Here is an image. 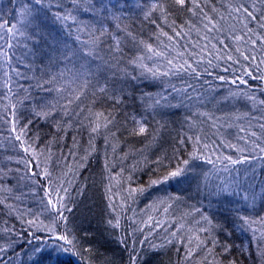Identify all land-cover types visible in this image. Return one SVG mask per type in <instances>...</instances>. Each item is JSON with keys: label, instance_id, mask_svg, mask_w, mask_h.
<instances>
[{"label": "trees", "instance_id": "obj_1", "mask_svg": "<svg viewBox=\"0 0 264 264\" xmlns=\"http://www.w3.org/2000/svg\"><path fill=\"white\" fill-rule=\"evenodd\" d=\"M198 2L203 12L189 11L193 0H186L183 8L175 0H103L109 7L101 14L93 10L100 0H43V10L34 6V18L24 22L23 35H15L10 50L8 36L0 31V50L8 52L7 56L0 55V248L6 249L0 254L3 264H30L27 221L37 217L46 227L55 228V234L64 233L75 242L69 251L59 254L57 264H129L130 254L139 255L138 264H264L260 255L264 251V223L260 222L264 201L257 197L254 203L235 204L234 208L241 209L239 215L256 221L238 226L235 211L224 213L225 208L233 206L210 195L223 181H246L253 171V184L259 193L258 186L264 183V160L253 162L245 173V164L231 166L234 170L225 172L219 162L214 170L201 157L190 160L185 176L164 180L169 171L189 159L197 136L203 142H215L217 155L234 159L240 153L230 145L245 147L241 137L249 141L248 147L256 138L249 133L264 138L260 128L264 124V79L254 78L264 72V64L257 67L261 52L258 48L246 51L257 57L255 62H249L236 51L237 47L245 51L244 45L231 39L228 47L218 42L243 29L239 19L234 18L237 14L230 15L229 8L241 0ZM24 3L25 0H0V23L20 27ZM153 4L157 5L155 9ZM204 13L220 32L207 33ZM57 14H70L75 22L57 19ZM101 23L106 30L100 45L103 50L99 52L104 64L97 72L99 60L91 63V86L74 99L84 80L75 72L84 61L74 60V68L55 50L56 44L60 42L61 51L64 44L79 48V41L87 40L88 32ZM250 26L257 27L255 23ZM205 34L217 39L209 43L202 39ZM113 37L120 42L115 57L107 54V49L116 45ZM206 44L207 50L201 55ZM148 45L162 55L149 52ZM228 55L238 62L227 60ZM169 59L177 64L185 59L200 62V77L185 72L153 77L147 71L148 67L167 70ZM245 71L253 76L244 75ZM220 76L226 77V82ZM238 77L247 83L233 84L231 81ZM97 81L107 88L106 92L98 91ZM42 84L43 89L38 87ZM57 87L63 91L57 93ZM161 96L166 99L156 105L155 100ZM12 104L17 107L13 109ZM44 110L51 115H35ZM98 113L111 119L107 127L103 117L97 121ZM134 117L142 121L144 133L139 132L140 124ZM29 120L32 123L22 138L26 145H22L15 137ZM97 122L100 127L93 132ZM27 145L33 147L25 152ZM211 158L215 160L216 156ZM152 180L160 183L151 184ZM130 189L137 191L130 195ZM46 190L51 191L53 201L63 198L66 220L56 218L47 204ZM110 203L113 207H109ZM202 215L217 225L209 233L199 231L200 227H208ZM117 218L119 227L110 226L108 221L115 223ZM55 234L38 233L49 248L56 242ZM213 240L217 241L215 247ZM189 251L191 256L187 255ZM55 256V252L45 256V264Z\"/></svg>", "mask_w": 264, "mask_h": 264}, {"label": "snow or ice", "instance_id": "obj_2", "mask_svg": "<svg viewBox=\"0 0 264 264\" xmlns=\"http://www.w3.org/2000/svg\"><path fill=\"white\" fill-rule=\"evenodd\" d=\"M175 3L182 8L186 4V0H175ZM34 6H40L39 10H43V0H25V3L23 7L20 10V16H21V26L18 27L17 24H12L9 26L7 23H0V31H3L5 35L8 36V48L9 50L13 47L11 40L15 37L17 33H20L23 35V32L21 31V28L24 26V22H31V18L33 17V8ZM108 5L103 3V0H100L99 4L93 5V10L97 11L98 13H104L108 10ZM157 7L156 4H153L152 8L155 9ZM230 8V15L231 13H236L237 16L234 18H238L240 23L243 25V29L239 31V34H237L235 31H233L232 35L225 39H220L218 42L221 45H224L225 47H228V39H231L236 44L244 45L245 51H241L240 47L236 48V51L240 53V56L243 57L245 61L249 62H255L257 60V57L255 55L246 54V51H255L257 48L261 52V56L259 58V63L257 64V67H259V64H264V0H250V2H247V0H241V2L235 6H229ZM193 9H200L201 12H203V8H201L198 0H193V8L189 9V11H193ZM213 11H216L213 9ZM195 15L196 13L193 12ZM147 15V14H146ZM57 19L67 21L71 19L73 22H75V17L71 16L70 14L67 16H60L57 14ZM203 19L206 21L204 24V28L207 30V33H214V32H220L221 29L217 27V24L213 23V19L208 17L207 13H204ZM253 23L256 24V28L251 27ZM210 26V27H209ZM87 27V26H85ZM81 31L80 28L77 29V32L79 33ZM98 33V34H97ZM106 34V30L103 27V24L101 23L98 28H95L93 31L88 32V39L87 40H80L79 44L80 47L76 48H69L67 44H64L63 50L61 51L59 48V43L57 42L55 50L60 53L61 56H63V59L67 63H73L75 61H84V63L80 64L79 68L76 69L75 76L79 78L81 75L84 76L83 83L81 84L80 88L77 91V95L74 97V99H79L80 92L83 91L84 88L91 86L89 81V76L94 75L93 70L91 68V63L96 62V60H99V63H97L96 71L99 72L101 69V66L104 64V57L99 55V52L103 49L100 48V45L103 43V37ZM177 35H180V32L176 33ZM164 35H167L164 33ZM3 37H0L2 39ZM169 40L172 39L171 36L168 37ZM79 40V36L77 37ZM113 39H116V45L115 47L110 46L107 49V54L112 55L115 57L119 54L120 50V42L119 39L116 37H113ZM202 39L207 40L209 43H211L212 40L217 39V37L212 36L209 37L207 34H205ZM195 47V45H194ZM208 45H204L201 55L203 51L207 50ZM86 49V51H84ZM212 49H216V44H212ZM147 50L151 53H153L155 56L162 55L161 52H158L152 48L151 45L147 46ZM0 55L7 56L8 52L0 50ZM217 58H221L220 56H217ZM51 59V58H50ZM141 57H138L137 60H141ZM227 60L238 62L236 58H234L232 55L227 56ZM198 63H190L189 60L185 59L183 63L177 64L174 63L173 59L167 60V64L170 66L167 70L160 72L158 68L156 67H148L147 71L152 74L153 77H156L158 75L162 76H169V75H176L180 72L188 73L189 75H193L196 78H199L201 73L198 68ZM209 65H211L212 61H208ZM143 67V65H141ZM73 67L75 68V64L73 63ZM67 70V69H66ZM71 71V70H68ZM227 71V69H225ZM210 74V73H209ZM63 75V73H61ZM244 75L247 76H253L252 72L245 71ZM258 79H264V72L261 73L259 77H254ZM219 79L221 81L226 82V77L220 76ZM233 84H236L237 82L239 84H246L247 80H245L243 77H238L231 81ZM50 83V81H46L45 84ZM45 84L38 85V87H41L42 89L45 87ZM95 87L98 89L99 92L104 93L107 91V88L102 86L99 81H97V84ZM189 88H191V85H188ZM57 93H60L63 91L62 88H55L54 89ZM173 91H178L177 89L173 88ZM185 95L187 96V90H184ZM239 93H233V95H238ZM247 95V93H244ZM161 99H166V97L161 96L160 99L155 100V104L159 105L161 102ZM188 99H191L189 96ZM249 99H253V97L249 96ZM73 101L70 99L68 101L69 104H71ZM119 102V101H117ZM261 103H264V101H261ZM17 107L16 104H12V108L15 109ZM54 107V106H53ZM65 112L67 113V106H65ZM36 116H43L44 118H47L51 115V113L47 110L36 112ZM13 116L15 117L16 114L13 112ZM103 117L105 120L104 126L107 127L108 123H111V119L109 117L104 116L103 113L96 114V119L99 121V119ZM134 121L137 124H140L139 132L144 133L145 127L142 123V121L135 120V117L133 118ZM32 123L31 120L28 121L27 124L24 125L23 128L20 129L19 133L16 135V140L20 141L22 145H26V141L22 139L27 135L26 129L28 126ZM100 127V124L97 122L95 127H92L93 132H97ZM260 128L262 132H264V124L260 125ZM13 130H15V124L13 125ZM241 131H244L243 128H241ZM250 137H256L255 140L251 141V146L248 147L249 141L245 139L244 137H241L242 140H244L245 147H239L237 145H230V147L234 148L237 152L240 153V156L238 159H234L232 156H223L217 155L213 145L215 142H212V144L203 142L199 136L195 138L193 141V152L189 154L188 160H183L182 165H178L175 170L169 171L168 174L164 177V180L167 181L170 178H177V177H183L185 176V173L188 171V166L190 163V160L197 159V158H203L204 161L208 164L213 165V169L215 170L216 164L219 162L222 166L223 171L230 172L234 170L231 166H235L238 164H245L248 167L244 170L245 173L248 172L249 169L252 168L253 162H256L258 160H264V138L261 136H257L255 132L249 133ZM189 140H192V137H188ZM181 143L183 144L184 141L181 140ZM224 143V142H222ZM33 147L32 145L25 146L24 150L25 152H28L29 149ZM203 149L204 152H211V155H204V152H200V149ZM200 152V156L197 155V153ZM245 153H247L245 155ZM33 155L35 153L33 152ZM216 156V159L213 160L211 157ZM28 162H26L27 164ZM33 175H37V173L33 172ZM45 177H47V174H45ZM186 178V177H185ZM255 181V174L253 171L252 175H247L246 181L245 180H238L237 178H233L231 181H223L220 185L216 187L214 192L210 193V195L215 196L222 202L232 205L233 207H228L224 209V213L230 214L233 211L237 213L235 216V220L240 221V225H250L252 223H255L256 221H253L250 219V217L245 215H239L241 209L240 208H234V205L237 203H243L244 205H247L249 202L254 203L259 197L260 200L264 201V183H261L258 187L260 188L259 193L256 191V187L253 182ZM160 181L158 180H152L151 184H158ZM65 193H67V189H64ZM137 191V189H130L129 194L131 195L132 192ZM139 191H144V189H139ZM45 195L48 197L47 204L51 206V210L54 211L55 216L57 219L60 220H66V217L64 216V210H65V204L63 203V198H59L56 201H53L51 198V191L46 190ZM233 197H239V200H233ZM0 203H3V201H0ZM109 207H113V205L110 203ZM47 209V206H46ZM199 211V210H197ZM202 220L206 222L208 227H200L199 231L209 233L213 227H216L217 225H213L212 219H210L207 215H202ZM261 223H264V217L260 219ZM28 223V229L26 230L27 236L29 239V245H30V264H45L44 257L48 256L51 257L52 253L55 252L56 256L52 258L48 264H57V260L59 259V254L61 252H67L72 247L75 246V242L73 239H70L68 235L64 233H56V229L52 227H46L43 222L39 221L38 217L36 219H32L27 221ZM109 225L112 227H119V219L113 223L112 220L108 221ZM199 224V221L197 222ZM40 232H49L55 234V243L52 244L51 248L48 247L46 243L42 242L41 236L38 235ZM175 235V233H173ZM52 237L50 236L49 239ZM255 239V237H253ZM199 240V237H197ZM32 241H35L36 243H32ZM145 241H141V244H144ZM15 243V241L11 242L8 247L11 248L12 244ZM217 241L213 240L212 244L213 247H215ZM200 244L203 245L204 241L200 240ZM155 247V246H153ZM91 249H89L90 251ZM5 248H0V254L5 253ZM133 253H135V248H133ZM224 251H229V248L227 245L224 246ZM212 250L209 249V254H211ZM19 255V253H17ZM188 256L192 255V251H189ZM262 257H264V251L260 253ZM140 261L139 255H129V264H138ZM0 264H3L2 257H0ZM230 264H233V262H230Z\"/></svg>", "mask_w": 264, "mask_h": 264}, {"label": "rangeland", "instance_id": "obj_3", "mask_svg": "<svg viewBox=\"0 0 264 264\" xmlns=\"http://www.w3.org/2000/svg\"><path fill=\"white\" fill-rule=\"evenodd\" d=\"M18 25V24H17ZM74 86H75V83L72 85V86H70V88H74Z\"/></svg>", "mask_w": 264, "mask_h": 264}]
</instances>
